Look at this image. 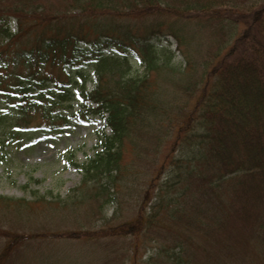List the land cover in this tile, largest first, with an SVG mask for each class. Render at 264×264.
<instances>
[{
  "label": "trees",
  "instance_id": "trees-1",
  "mask_svg": "<svg viewBox=\"0 0 264 264\" xmlns=\"http://www.w3.org/2000/svg\"><path fill=\"white\" fill-rule=\"evenodd\" d=\"M164 2L66 0L55 10L44 0H0V124L21 136L63 127L74 115L102 118L109 132L98 138L100 149L79 163L69 159L96 192L117 183L126 151L151 154V189L118 233L174 225L162 226L174 233L171 246L154 253L163 264H194L188 240L210 232L226 247L220 234L237 226L264 247V0ZM127 16L145 24L138 29ZM163 33L176 39L183 65L150 41ZM130 58L141 73H129ZM158 81L177 91L159 96Z\"/></svg>",
  "mask_w": 264,
  "mask_h": 264
},
{
  "label": "rangeland",
  "instance_id": "rangeland-1",
  "mask_svg": "<svg viewBox=\"0 0 264 264\" xmlns=\"http://www.w3.org/2000/svg\"><path fill=\"white\" fill-rule=\"evenodd\" d=\"M163 1L164 4L172 2ZM44 2L55 10H61L66 0ZM96 17L108 20L105 15ZM166 17L163 13L158 15L159 20ZM122 20L138 29L145 24L142 23L145 19L137 17L127 16ZM189 29L186 27L185 31ZM11 30H15L14 21ZM202 37L196 40H202ZM150 41L173 51L172 62L184 64L174 36L158 34ZM201 53V50H196V58ZM130 60L129 73L133 76L141 73L142 67L137 60ZM51 72L59 74L57 68ZM92 86V81L86 83V89ZM154 89L165 99L177 91L173 85H162L160 81ZM77 104L73 102L74 109H77ZM71 112L64 110L67 114ZM3 122L0 124V264H152L149 257H155L158 246H171L174 233L171 235L162 226L171 229L174 225L164 221L160 226H154L152 222L148 228L142 225L137 234L118 233L119 230L125 231L121 225L136 216L141 201L139 195L144 189H151L147 184L154 169L151 154L146 159L143 155L137 157L126 151L123 161L127 167L119 175L117 183H108L106 190L96 192L100 188L96 182L89 180L81 184L82 172L69 163V159L79 163L100 149L96 147L98 138L102 131L109 132L102 118L74 115L63 127L21 136L11 134L6 120ZM97 179L107 181L108 177ZM152 201L153 198L147 201L146 214L150 212L147 206ZM196 215L204 220V213ZM180 225L184 223L180 222ZM238 228L232 227L230 232L223 236L220 234L226 247L214 241L210 232L193 236L186 244L188 257H193L194 264L216 261L225 264V259L228 264H264V247L258 242V237L244 234ZM155 258L163 264L160 257Z\"/></svg>",
  "mask_w": 264,
  "mask_h": 264
}]
</instances>
